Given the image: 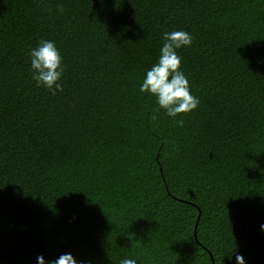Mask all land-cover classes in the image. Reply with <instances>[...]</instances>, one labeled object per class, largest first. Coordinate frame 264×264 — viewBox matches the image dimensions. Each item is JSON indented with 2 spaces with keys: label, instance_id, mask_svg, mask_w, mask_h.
Masks as SVG:
<instances>
[{
  "label": "trees",
  "instance_id": "obj_1",
  "mask_svg": "<svg viewBox=\"0 0 264 264\" xmlns=\"http://www.w3.org/2000/svg\"><path fill=\"white\" fill-rule=\"evenodd\" d=\"M174 30L200 101L182 127L139 92ZM261 225L264 0H0V264H264Z\"/></svg>",
  "mask_w": 264,
  "mask_h": 264
},
{
  "label": "clouds",
  "instance_id": "obj_2",
  "mask_svg": "<svg viewBox=\"0 0 264 264\" xmlns=\"http://www.w3.org/2000/svg\"><path fill=\"white\" fill-rule=\"evenodd\" d=\"M159 57L146 71L139 86L141 94L155 97L158 107L155 111L164 110L165 115L175 119L179 126L184 121L181 114H189L198 109L199 99L192 94L190 82L182 69V57L179 49L191 47L192 35L183 30L165 31ZM30 59L32 79L37 87H44L53 95L63 91L62 77L65 72L63 56L52 40L41 39L38 45L26 53ZM180 117V118H178ZM155 119V117H153ZM264 229V225H261ZM37 264H76L71 255H61L54 261H46L43 256L36 258ZM236 264H245L241 255H236ZM121 264H137L135 259L124 258Z\"/></svg>",
  "mask_w": 264,
  "mask_h": 264
}]
</instances>
